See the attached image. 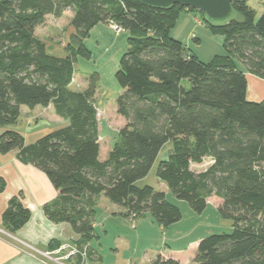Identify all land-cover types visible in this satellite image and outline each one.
I'll return each mask as SVG.
<instances>
[{
	"label": "trees",
	"instance_id": "16d2710c",
	"mask_svg": "<svg viewBox=\"0 0 264 264\" xmlns=\"http://www.w3.org/2000/svg\"><path fill=\"white\" fill-rule=\"evenodd\" d=\"M249 1V0H248ZM234 2L238 17L227 24L202 21L224 36L227 53L203 61L171 35L182 5L150 7L138 0H0V154L17 150V158L46 174L59 197L45 203L46 217L70 224L80 241L96 237L94 222L101 195L134 220L151 213L168 228L183 218L165 191L139 181L159 161L157 176L179 200L203 213L212 197L218 211L233 221L230 233L203 238L198 264H264V100L248 99L249 73L264 79V13L247 2ZM73 9V37L83 39L99 23L113 22L128 31V48L116 79L123 92L117 112L123 119L121 142L101 159L97 78L83 90L71 83L74 62L47 50L36 29L48 15ZM197 11V10H195ZM52 105L67 124L32 143L14 129L22 107ZM207 158L201 171L192 168ZM0 176V193L7 187ZM23 192L13 196L2 225L16 234L31 218ZM51 243L50 247H57ZM151 264H183L159 254Z\"/></svg>",
	"mask_w": 264,
	"mask_h": 264
},
{
	"label": "rangeland",
	"instance_id": "374dc122",
	"mask_svg": "<svg viewBox=\"0 0 264 264\" xmlns=\"http://www.w3.org/2000/svg\"><path fill=\"white\" fill-rule=\"evenodd\" d=\"M247 4L256 10L258 17L264 13V0H249ZM73 15V9L66 10L61 16L48 15L45 23L36 29V35L46 44L50 53L57 56L67 55L73 59L72 89L83 90L88 86L93 75L97 78L98 87L94 105L97 108L99 119L100 156L104 160L108 152L121 142L119 130L123 126V119L117 112V99L123 90L115 74L119 69L121 57L128 48L129 33L122 28L118 32L112 23H99L91 30L90 35L83 39L86 55L81 54L84 51L81 43L73 37L74 27L71 24ZM193 15L199 16L203 23L200 11H189V14L184 12L181 14L177 25L172 29L171 35L182 40L203 61L208 62L215 55L226 54V49L216 40V36L203 33L206 29L205 26L200 28L199 37L202 39V43L195 41L191 34L193 29L189 30L188 28V19H192L194 32L200 31L195 27ZM240 66L244 67L242 63ZM65 124H67V120L59 116L52 105L48 107L38 106L34 109L23 106L20 121L13 128L22 130L24 137L30 140L31 138L35 139L37 131L52 130ZM169 148L170 145L168 144L160 153L150 173L138 183L140 186L151 185L157 190L165 191L168 199L181 208L183 218L180 221L164 229L159 226L157 221L154 224L149 223L151 232L144 230V236L137 240V237H132L133 223L131 221L122 220L120 217H109L114 214L111 212L117 211L120 206L103 195L104 198L96 207L95 215V222L98 224L97 233L101 236V240H91L94 250L102 255V261L95 257L90 246L91 241L84 243L76 234H73L71 239L62 238V242L59 243L55 239L50 241L48 249L42 252L45 256L44 261L49 264L51 261L55 264H151L152 261L144 263L142 260L150 257L151 250L155 246L164 248L165 245L169 244L172 248L183 249L194 240L200 242L209 235L232 232L233 221L220 215L217 207L214 206L213 197L210 199L206 210L203 213H197L187 201L177 199L168 189L167 184L158 178V163L168 157ZM210 163L211 159L207 158L202 164L192 165V168L195 171H201L206 169ZM8 180L6 189L1 193L6 194L7 191L11 193L13 188L20 191L18 185L20 181L15 171L14 173L8 172ZM18 193L16 194L18 195ZM127 222L128 224H126ZM1 229L0 236L12 237L16 235L7 231L3 225ZM55 242L58 243V246L50 247L51 243ZM111 245L114 246V249L110 248ZM197 248L196 246V250ZM191 256L193 255L186 257L189 260ZM194 257L189 264H198L194 261Z\"/></svg>",
	"mask_w": 264,
	"mask_h": 264
},
{
	"label": "crops",
	"instance_id": "0c3cea01",
	"mask_svg": "<svg viewBox=\"0 0 264 264\" xmlns=\"http://www.w3.org/2000/svg\"><path fill=\"white\" fill-rule=\"evenodd\" d=\"M189 14V12H186ZM193 21L196 29H200L205 26L200 21V17L197 15H193ZM187 19V17H186ZM180 20V19H179ZM191 20V21H190ZM189 25L188 28L191 30V34L195 41L198 43H202V39L199 37L201 34L198 30L194 32V27H192V19H188ZM191 24V25H190ZM95 28V27H94ZM203 33L205 35L211 34L212 36H216V40L219 41L220 44L224 43V36L220 34H214L208 27H204ZM188 30V31H189ZM182 41V40H181ZM190 41V38H189ZM224 47V46H223ZM193 51V50H192ZM196 53V52H195ZM198 55V54H197ZM200 58V56L198 55ZM201 59V58H200ZM246 73L248 80V99L251 101H262L264 100V79L249 73L246 67L240 66ZM37 108V107H36ZM23 109V107H22ZM5 130V128L0 127V134ZM23 134V131L19 128L17 129ZM50 130L45 131H37L35 135V139H26V143H32L36 141L39 137L46 134ZM109 154V152H108ZM104 158V160L108 157ZM16 173L17 178L19 179V189L20 191L15 190L9 193L8 191L5 193H0V230L2 226V215L5 209L7 208L8 202L11 197L17 195L18 192H23L24 204L30 208L32 215L28 223L16 232V235L12 237H4L0 236V264H49L45 260V256H43L42 252L48 249L50 241L53 239L57 240L59 243L62 242V238L64 237L71 239V236L75 234L68 223H55L49 220L43 211V206L45 203L52 202L59 197V191L52 185L48 177L44 172L39 170L38 168L30 165L24 164L17 158V150H14L6 155L0 154V176L4 177L8 183V172ZM19 194V193H18ZM11 196V197H10ZM103 195H101L98 199L97 207L99 206L100 201L103 199ZM214 198V206L218 208L220 203V199ZM210 201V200H209ZM123 209L119 207V209L113 215L109 217H120L122 220H129L132 224V237H137V240H140L144 236V230H149V223L154 224L156 221L154 216L149 215L151 213H146L141 218L136 220H132L130 218H126L123 213ZM149 216V217H148ZM151 216V217H150ZM128 224V222L126 223ZM160 226V225H159ZM96 237L92 239L100 241L101 236L97 233L98 224L94 222ZM162 227V226H160ZM148 228V229H147ZM164 229V227H162ZM151 232V231H150ZM108 233V232H106ZM136 233V235H135ZM167 234V233H166ZM149 235V234H148ZM149 237V236H148ZM177 240V238H176ZM92 241L90 243L91 249L96 258L102 261V255L95 251L92 246ZM136 241V240H135ZM199 240L189 242L188 246L183 249L172 248L169 244L165 245L164 248H159V246H155L151 250V255L148 259H143L144 263H149L157 257V255L161 254L166 258H173L180 261L183 264H189L192 260V257L196 254V246L198 247ZM101 245V244H100ZM190 245V246H189ZM190 247V248H189ZM111 249H114V246H110ZM149 249V248H148ZM188 255H193L189 257ZM94 259V258H93ZM51 264H55L51 261Z\"/></svg>",
	"mask_w": 264,
	"mask_h": 264
},
{
	"label": "water",
	"instance_id": "95a60500",
	"mask_svg": "<svg viewBox=\"0 0 264 264\" xmlns=\"http://www.w3.org/2000/svg\"><path fill=\"white\" fill-rule=\"evenodd\" d=\"M150 7L170 9L182 5L205 14L207 21L213 25H223L238 17L233 7L234 2L248 0H138Z\"/></svg>",
	"mask_w": 264,
	"mask_h": 264
},
{
	"label": "built area",
	"instance_id": "2783aa9c",
	"mask_svg": "<svg viewBox=\"0 0 264 264\" xmlns=\"http://www.w3.org/2000/svg\"><path fill=\"white\" fill-rule=\"evenodd\" d=\"M113 25H114V27L116 28V30L118 31V32H120V27H118L116 24H114L113 22H111Z\"/></svg>",
	"mask_w": 264,
	"mask_h": 264
}]
</instances>
